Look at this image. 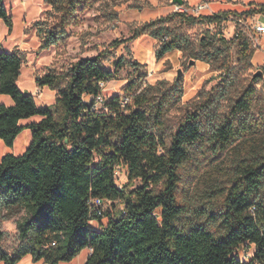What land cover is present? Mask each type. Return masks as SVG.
Instances as JSON below:
<instances>
[{
  "label": "trees",
  "instance_id": "16d2710c",
  "mask_svg": "<svg viewBox=\"0 0 264 264\" xmlns=\"http://www.w3.org/2000/svg\"><path fill=\"white\" fill-rule=\"evenodd\" d=\"M99 1L44 0L54 22L39 51L58 45L78 23V12ZM247 8L200 17L172 12L135 29L128 41L150 36L160 44L158 60L179 51L210 65L220 73L218 96L224 98L237 68L233 55L252 69L256 48L240 26L232 39L206 26L264 13V5ZM0 22L12 30L5 0H0ZM184 24L206 30L194 41L179 29ZM103 58L81 59L38 77V88L56 92L54 105L47 107L18 86L23 56L0 50V95L14 102L0 106V140L12 148L24 130L32 132L23 155L0 159V217L23 212L14 253L1 247L0 221V264H18L27 256L34 263L61 264L85 249L92 250L85 264H264V142L256 136L264 135L260 76L256 73L224 111L206 93L195 111L167 133L165 120L184 97V80L143 88L137 78L125 87L130 102L124 108L122 96L114 95L108 96V112L93 111L85 97L99 95L100 83L115 80L123 64L106 69ZM37 116L39 122L21 125ZM122 164L128 183L120 190L115 169ZM220 166L224 175L214 173ZM205 182L212 183L208 191L191 192ZM94 198L117 201L124 211L116 207L115 216L101 217L91 206ZM245 244L255 247L250 261L239 258Z\"/></svg>",
  "mask_w": 264,
  "mask_h": 264
},
{
  "label": "rangeland",
  "instance_id": "374dc122",
  "mask_svg": "<svg viewBox=\"0 0 264 264\" xmlns=\"http://www.w3.org/2000/svg\"><path fill=\"white\" fill-rule=\"evenodd\" d=\"M184 3L195 6L200 0H184ZM243 3L260 6L264 5V0H240L239 5L244 7ZM226 4V1L221 0L219 3L213 2L211 6L214 10H225L228 6ZM5 5L14 26L12 31H9L3 22L0 24V48L17 50L23 56L19 86L21 90H27L30 94L36 89L34 81L48 71H63L81 59L103 54V67L106 69L114 70L117 64L123 61L122 66L118 68L116 79L105 86V93L111 97L127 94L125 87L137 78L142 79L144 88L148 85L155 86L159 81L172 83L176 80L178 71H182L181 79L185 83L184 97L166 117L167 133L175 131L188 112L195 111L206 93H211L213 98L219 100L222 111L228 109L232 99L238 96L258 72H261V76L257 86L262 93L259 105L264 106V69L262 68L264 35L259 38L261 48L256 49L253 57L255 65L252 69H245L243 63L236 59L235 54L233 55V67H237L233 81L224 98H219L220 73L212 70L210 65L198 61L190 65L193 59L179 51H173L162 60H158L156 51L160 44L150 36L128 41L135 29L171 14L174 9L173 0H100L93 7L78 12V23L68 28L63 40L47 51H39V46L44 32L54 22V15L51 8L45 6L44 0H5ZM259 20L264 23V13L259 14ZM38 21L42 23L41 26H35ZM179 29L194 41H198L206 30L204 25L187 24L180 25ZM137 63L141 65L139 68L135 66ZM52 92L49 89L45 92L37 90L35 96L38 106L52 107L56 97ZM6 98L11 100L10 96ZM263 118L264 113L259 120L262 121ZM40 120L41 117L37 116L23 120L22 124L27 125ZM256 136L264 142V135ZM31 142L32 132L26 129L18 136L11 151H6L10 149L2 141L0 155L4 156L10 152L15 156H21ZM222 166L214 172L216 175L218 173L224 175L225 170L223 171ZM206 169L205 166L202 173ZM210 184L212 183L205 182L199 190L191 192L202 194L203 190H209ZM121 207L123 205L117 204V208L121 209ZM22 217L23 212L13 217H0L1 230L5 233L1 247L9 253H14L20 245L17 223ZM254 252L253 245L245 244L239 251V258L250 261Z\"/></svg>",
  "mask_w": 264,
  "mask_h": 264
},
{
  "label": "built area",
  "instance_id": "2783aa9c",
  "mask_svg": "<svg viewBox=\"0 0 264 264\" xmlns=\"http://www.w3.org/2000/svg\"><path fill=\"white\" fill-rule=\"evenodd\" d=\"M232 1V0H230ZM174 13H183L187 15H191L194 17H200L205 15V12H209V15H214L215 13L211 12L210 0H200V3L195 6H188L186 3L183 5H174L173 9ZM241 27V31H243L249 40L254 44L255 48H261L259 38L264 35V23L259 20V15L254 17H241L235 19L234 17H229L224 20L221 26H218L216 23H209L206 27L213 34L218 33L219 31L228 38L232 39L237 35V27ZM230 27V28H229ZM262 68L264 69V62ZM105 83H100L101 93L97 96H93L92 98V110L99 111L104 110L106 112L109 111L107 107L108 96L105 95ZM130 102L129 96H122L120 104L124 108ZM128 182V169L125 165H120L115 169V183L118 189L122 190L126 183ZM119 202L112 201L109 199H100L94 198L91 200V206L98 213L99 216L104 217L107 213L115 216L116 207ZM121 211H124V207H121ZM254 214V211H251ZM106 222V220H104ZM96 224L95 221H91L90 225ZM92 251V250H91Z\"/></svg>",
  "mask_w": 264,
  "mask_h": 264
},
{
  "label": "crops",
  "instance_id": "0c3cea01",
  "mask_svg": "<svg viewBox=\"0 0 264 264\" xmlns=\"http://www.w3.org/2000/svg\"><path fill=\"white\" fill-rule=\"evenodd\" d=\"M217 2V3H219L221 0H210V7H211V12H213V13H218V12H221V11H237L238 13H242V12H244V11H246L248 8H247V5H249L248 3H243V5H244V7H241L240 5H239V3H240V0H232V1H230V0H224V1H226L227 2V4L226 5H228L227 6V9H225V10H221V9H218V10H214V9H212V3L213 2ZM8 13H9V16H11L10 15V12L8 11ZM205 15H209V12H205ZM2 22H0V24H1ZM4 23V22H3ZM5 24V23H4ZM6 25V24H5ZM7 26V25H6ZM13 26H14V24H13ZM13 29V28H12ZM9 31H10V29H9ZM12 31V30H11ZM0 50H4V51H6V52H12V51H14V50H9V49H6V48H0ZM252 63H253V65H255V63L253 62V60H252ZM21 73H22V71H21ZM21 77H22V74H21V76H20V78H19V82H18V86L20 85V80H21ZM35 82V85H36V89L34 90V92L33 93H31V95H33L34 97H35V99H36V96H35V94H36V91L37 90H39V91H42V92H45L46 90H48L47 88H44V89H40V88H38V86H37V84H36V80L34 81ZM19 88H20V86H19ZM23 91V90H22ZM25 93H28V94H30L27 90H25L24 91ZM52 93H54V96H56V92H52ZM105 95L106 96H108L106 93H105ZM6 96L7 95H0V106L1 105H5V106H12L13 104H14V102H13V100H12V98H11V100H9L8 98H6ZM110 97V96H109ZM55 99H56V97H55ZM91 100H92V98L90 97V96H87V97H85V101L86 102H91ZM36 102H37V100H36ZM30 123H32V122H30ZM29 123V124H30ZM21 125H23L22 124V122H21ZM28 125V124H27ZM25 126V125H24ZM16 141V140H15ZM1 140H0V145H1ZM14 144H15V142H14ZM13 147H14V145H13ZM12 147V148H13ZM9 148V147H8ZM12 148H9L10 150H6V151H11V149ZM27 151V150H26ZM8 154H12V153H10V152H8L7 154H5L4 156H6V155H8ZM12 155H14V154H12ZM4 156H2V155H0V159H2ZM98 225H97V223L96 224H94V228H96ZM91 253H92V251L90 250V249H85L77 258H75L73 261H71V262H64V263H61V264H85L86 263V261H87V259L90 257V255H91ZM18 264H44L43 262H40V263H34L33 262V260H32V257L31 256H27V257H25V258H23Z\"/></svg>",
  "mask_w": 264,
  "mask_h": 264
},
{
  "label": "water",
  "instance_id": "95a60500",
  "mask_svg": "<svg viewBox=\"0 0 264 264\" xmlns=\"http://www.w3.org/2000/svg\"><path fill=\"white\" fill-rule=\"evenodd\" d=\"M173 4L174 5L175 4L183 5L184 4V0H173ZM194 63H195V61L192 60L190 65H193ZM181 76H182V71L179 70L176 80H180L181 79ZM255 76H261V72H258Z\"/></svg>",
  "mask_w": 264,
  "mask_h": 264
}]
</instances>
